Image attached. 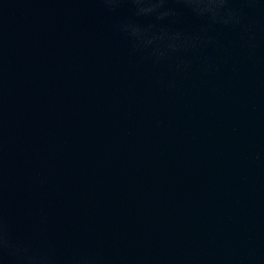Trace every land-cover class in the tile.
I'll return each mask as SVG.
<instances>
[{"label":"water","instance_id":"water-1","mask_svg":"<svg viewBox=\"0 0 264 264\" xmlns=\"http://www.w3.org/2000/svg\"><path fill=\"white\" fill-rule=\"evenodd\" d=\"M154 4L0 0V264H264V0Z\"/></svg>","mask_w":264,"mask_h":264},{"label":"clouds","instance_id":"clouds-1","mask_svg":"<svg viewBox=\"0 0 264 264\" xmlns=\"http://www.w3.org/2000/svg\"><path fill=\"white\" fill-rule=\"evenodd\" d=\"M107 2H110V0H107ZM139 2V0H138ZM211 2H213V0H211ZM220 3H223V0H219ZM163 3V0H157V4H154L153 5V8L155 7H158L159 4H162ZM144 11H152L153 9H142ZM0 246H4V247H7L8 246V241L2 236L0 235Z\"/></svg>","mask_w":264,"mask_h":264}]
</instances>
